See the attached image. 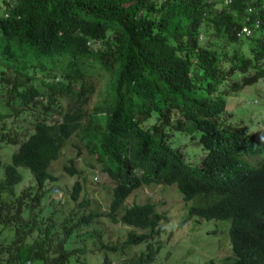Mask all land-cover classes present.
<instances>
[{"label": "trees", "instance_id": "1", "mask_svg": "<svg viewBox=\"0 0 264 264\" xmlns=\"http://www.w3.org/2000/svg\"><path fill=\"white\" fill-rule=\"evenodd\" d=\"M6 7L0 15V84L9 80L4 102L33 120L22 136L0 112V140L17 144L0 177V233L12 229L8 240L0 239V264H87L86 237H94V251L118 247L94 228L77 232L99 215L133 226L120 246L145 240L161 230L165 215L151 200L123 201L153 183H175L184 200L192 199L187 216L228 220L231 254L223 264H264V136L222 116L231 91L264 76L263 0H14ZM242 24L249 34H237ZM246 38L244 52L237 42ZM93 69L106 72V86L87 110L92 84L84 78ZM64 96L72 101L62 110ZM191 126L203 150L197 163L169 142L172 130ZM71 134L84 138L114 182L107 209L91 208L72 221L65 216L53 228L32 208L55 179L48 165ZM255 152L263 157L252 165L244 155ZM73 159L64 165L70 173L77 171ZM18 166L29 169L33 183L14 194ZM80 189L75 179L69 196L76 199ZM71 238L76 243L69 246ZM158 246L147 242L129 263L152 264ZM100 262L106 264L104 256Z\"/></svg>", "mask_w": 264, "mask_h": 264}, {"label": "rangeland", "instance_id": "2", "mask_svg": "<svg viewBox=\"0 0 264 264\" xmlns=\"http://www.w3.org/2000/svg\"><path fill=\"white\" fill-rule=\"evenodd\" d=\"M13 2L14 0H0V15L4 13L5 6L8 8ZM249 42L250 39H241V42H237V46L247 52ZM228 46L233 47L230 43ZM262 60L264 61V57ZM106 76L104 70L93 69L90 75L84 78L85 84H92V91L88 94L84 103L87 110H90L92 104L99 97L100 91L106 86ZM32 82L41 87L38 78L32 79ZM79 82V79H77L76 83ZM8 85V79L0 84V112L7 113L4 118L5 122L12 124V127H17L20 132H24L21 134L23 136L32 130L33 117L28 111H22L18 115H14L12 109L6 106L4 94ZM108 88L109 85L106 88L107 92ZM71 101L68 97H61L59 98L58 107L62 110L69 108L68 105ZM222 116L225 123L234 124L253 133L254 136H260L264 129V76L259 77L253 83L231 91L226 96ZM153 118V116L149 117L145 122L149 123ZM193 132L194 126L189 127L187 130H172L169 142L180 148L189 162L197 163L203 150L197 143L196 138L190 136ZM16 147V143L0 140V177L2 176V164L9 160L10 153ZM95 156V152L90 153L87 150L84 145V138H79L76 134L68 136L60 147L58 156L52 159L48 165V170L56 177L54 180L46 182L45 193L32 208L37 213V218L41 217L43 223L44 221L51 222L53 228H57L60 220L65 216L68 221H72L91 208L107 209L110 187L114 180L101 169V165L95 160ZM72 157L74 158L72 164L77 168L74 173H70L64 168V165L71 163L70 158ZM245 157L251 162H255L258 158L256 155ZM18 169L21 171L22 177L20 181L12 185L14 194H18L22 188L33 183V178L27 167L18 166ZM75 179H78L81 183V189L78 197L73 199L69 196V191ZM147 199L153 201L156 210L162 212L165 216L159 221L161 230L149 235L139 243L120 246L126 231L133 228V226L120 221L113 222L103 215L97 216L89 223L81 224L77 232L93 230L94 228L100 232L102 241L118 246L114 250L101 248L100 251H94L96 245L94 237H86L84 241L90 250L84 252L83 260L87 264L98 263L102 260V256H104L106 264H130L129 261L133 255L144 250L147 242H150L152 246L159 243L151 261L152 264H223V257L228 252L230 253L228 220L199 218L195 215L187 216L186 208L192 199L184 200L175 183H153L138 186L126 196L123 204L128 205L132 201L143 202ZM79 200H84V204L78 203ZM23 213L27 215L28 210L26 207ZM11 236L12 229L4 228L0 233V239L4 241ZM73 236L76 240L77 236ZM74 238H71L68 242L69 246L76 243ZM25 264H41V261L32 259L29 262L26 261Z\"/></svg>", "mask_w": 264, "mask_h": 264}, {"label": "clouds", "instance_id": "3", "mask_svg": "<svg viewBox=\"0 0 264 264\" xmlns=\"http://www.w3.org/2000/svg\"><path fill=\"white\" fill-rule=\"evenodd\" d=\"M225 3V2H224ZM250 33V32H249ZM248 33V34H249ZM239 35H247V34H239ZM262 134L260 135V136H255V137H263L264 136V129L262 130ZM250 155H256L258 158L255 160V162H251L247 157H246V159L248 160V162H250V164H252V165H256L258 162H259V160L263 157V155H262V153H259V152H255V153H252V154H250ZM244 156H249V155H244ZM145 185V184H144ZM186 215H187V209H186ZM191 216V215H190ZM200 218V217H199ZM201 218H203V217H201ZM228 242H229V249H230V253L228 252V254H231V243H230V240H229V236H228ZM228 254H225V256L226 255H228Z\"/></svg>", "mask_w": 264, "mask_h": 264}, {"label": "built area", "instance_id": "4", "mask_svg": "<svg viewBox=\"0 0 264 264\" xmlns=\"http://www.w3.org/2000/svg\"><path fill=\"white\" fill-rule=\"evenodd\" d=\"M222 1L227 3L230 0H222ZM254 25H257V21L254 22ZM249 32H250V27L247 24H242L237 34H248Z\"/></svg>", "mask_w": 264, "mask_h": 264}]
</instances>
